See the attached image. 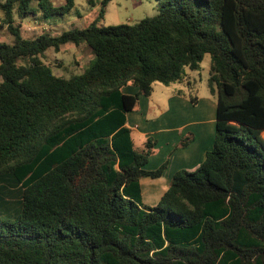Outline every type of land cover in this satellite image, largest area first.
<instances>
[{"label": "trees", "instance_id": "trees-1", "mask_svg": "<svg viewBox=\"0 0 264 264\" xmlns=\"http://www.w3.org/2000/svg\"><path fill=\"white\" fill-rule=\"evenodd\" d=\"M111 1L86 27L34 38L16 17H63L74 0L0 1V264H264V0H158L154 17L99 26ZM68 44L93 58L57 76L42 57ZM206 55L213 147L145 205L141 180L167 163L146 169L154 140L137 151L127 114L155 83L192 87Z\"/></svg>", "mask_w": 264, "mask_h": 264}, {"label": "crops", "instance_id": "crops-1", "mask_svg": "<svg viewBox=\"0 0 264 264\" xmlns=\"http://www.w3.org/2000/svg\"><path fill=\"white\" fill-rule=\"evenodd\" d=\"M176 84L180 87L173 89L166 96L165 106L159 114L150 116L149 98L153 96L155 88L149 98L141 96L137 107L127 114L126 127L132 131L137 151H139L135 142L137 133L143 136L142 151L145 149L147 139L154 140L155 152L150 157L146 169L156 170L167 163V169L162 177L141 180L143 203L151 207L160 202L178 171H195L202 164L215 141L217 98L203 100L198 98L197 105H193L190 96L193 95L195 83L190 88L184 84ZM136 92L135 87L129 86L124 89V93L128 95H134ZM187 137L193 139L186 147H179L182 139Z\"/></svg>", "mask_w": 264, "mask_h": 264}, {"label": "rangeland", "instance_id": "rangeland-1", "mask_svg": "<svg viewBox=\"0 0 264 264\" xmlns=\"http://www.w3.org/2000/svg\"><path fill=\"white\" fill-rule=\"evenodd\" d=\"M4 1V0H0ZM103 0H74L75 7L66 16L45 19L40 13L37 16L21 19L16 17V25H20L25 38H34L42 33L57 36L64 31L73 28H83L94 22L100 13ZM54 4H65L66 0H53ZM36 6V3H34ZM160 1L158 0H113L106 8L105 16L99 20V26H117L120 24L134 25L139 21L156 16L159 13ZM4 15L0 11V24ZM2 42L11 43L13 36L5 28L1 32ZM93 58L90 48L85 44L77 47L72 44L64 45L60 51L49 49L42 60L53 67L57 76L70 77L73 74H81L89 66ZM211 70V57L206 55L201 68L198 71H189L191 79L195 83L192 90L194 96L200 99L217 98L211 93L208 85ZM1 82V79H0ZM179 84L166 86L161 83L154 84L155 92L149 100L151 101L150 116L160 113L165 106L166 96ZM149 117V118H151ZM135 142L139 152L144 146L143 136L135 135Z\"/></svg>", "mask_w": 264, "mask_h": 264}]
</instances>
